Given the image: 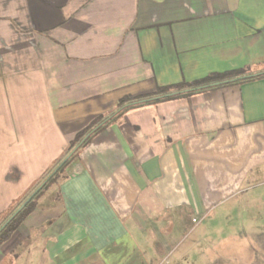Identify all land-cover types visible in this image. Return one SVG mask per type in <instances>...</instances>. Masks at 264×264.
<instances>
[{
	"label": "crops",
	"instance_id": "0c3cea01",
	"mask_svg": "<svg viewBox=\"0 0 264 264\" xmlns=\"http://www.w3.org/2000/svg\"><path fill=\"white\" fill-rule=\"evenodd\" d=\"M240 70H264V0H0V225L121 100ZM63 172L0 264H264L201 247L206 223L264 229L244 213L264 188V79L128 109Z\"/></svg>",
	"mask_w": 264,
	"mask_h": 264
},
{
	"label": "trees",
	"instance_id": "16d2710c",
	"mask_svg": "<svg viewBox=\"0 0 264 264\" xmlns=\"http://www.w3.org/2000/svg\"><path fill=\"white\" fill-rule=\"evenodd\" d=\"M261 79H264V70H261L257 73L246 72L243 70L232 71V72H227V73H222V74H212L202 80H199L193 83H180L177 85L160 87L157 89V91L154 94L149 95V96H144L140 98H125L121 100L118 103L116 110H114L113 112L109 114L102 115L96 118L89 127H87L85 130H83L76 136L75 140L70 144L66 155L52 168V170L48 174L44 176L43 181L46 180V182L42 186V188L30 199V201L21 209L20 212L15 217H13V219H11L5 225L3 229H1L0 244H2L7 239H9L13 231L16 229L17 225L34 210L35 208L34 200L39 196V194L44 189H46L50 185V183H52V181L57 176V174L64 170V168L73 159V157L83 147L88 145V143L91 141L92 137L95 134H97L99 131H101L106 126H108L113 120L119 118L128 109L141 107L148 103L162 102V101L174 100V99H178L182 97H187L189 95L199 93L202 91H206V90H210V89H216V88H220V87H224L228 85H236V84L241 85V84L248 83V82L258 81ZM214 83H218V84L212 85ZM85 136H87L86 139L78 146V148L70 156V158H68L61 167L56 169V167L64 160L67 154L74 147H76ZM55 169L56 171L53 172Z\"/></svg>",
	"mask_w": 264,
	"mask_h": 264
},
{
	"label": "rangeland",
	"instance_id": "374dc122",
	"mask_svg": "<svg viewBox=\"0 0 264 264\" xmlns=\"http://www.w3.org/2000/svg\"><path fill=\"white\" fill-rule=\"evenodd\" d=\"M63 173H64L63 171L58 173L57 176L52 181V183H50V185L46 189H44L39 194V196L34 200L35 206L37 204H40L41 207L38 208L39 210L44 212L52 210L53 207L50 206L44 207V206L50 205L49 202L52 204L53 202L56 201V195H55L56 184L57 181L60 179V177L63 175ZM43 179L38 184H36V186H34L33 190L30 191L27 196H29L43 182ZM24 199L18 204V206H16L10 212V214L13 213L14 210L26 200ZM246 210L247 211H244V213L247 214V216L250 215L249 216L250 218H253V216L255 217L256 215H264V188L259 187L254 191L253 197H250V202ZM226 211L227 210L223 209V211H221L220 213L225 214L227 213ZM251 226H252L251 222H247V223L245 222L244 224L242 223V225L238 224L235 221L229 223L224 221L212 222L208 224L206 223L205 230H211L212 232H214L215 237H213V239L210 240H206V241L204 240V242L202 240L201 247L202 249H205L208 247L211 248L212 246H215L219 249H222V251L225 249L228 250V252L232 253L231 255L238 254L239 256H243V258L247 256L250 260H252L257 257L258 250L259 252L260 251L264 252V229L258 231L251 228ZM262 226L264 228V224H262ZM242 228L243 229L245 228L246 232L249 230L250 237L247 238L239 237V236L237 237L235 235L236 233L241 231ZM188 241L189 240H187L186 242ZM208 242L210 244H208Z\"/></svg>",
	"mask_w": 264,
	"mask_h": 264
},
{
	"label": "water",
	"instance_id": "95a60500",
	"mask_svg": "<svg viewBox=\"0 0 264 264\" xmlns=\"http://www.w3.org/2000/svg\"><path fill=\"white\" fill-rule=\"evenodd\" d=\"M218 83H214L212 85H217ZM96 129V128H94ZM87 136H85L82 141L76 146L74 147L68 154L67 156L64 158V160L56 167V169H58L59 167H61L63 165V163L70 158V156L75 152V150L78 148V146L86 139ZM56 169L53 171L55 172ZM49 178V177H48ZM47 178V179H48ZM46 180H44L27 198L26 200L7 218V220L0 226V231L1 229H3L5 227V225L11 220L13 219V217H15L20 211L21 209L30 201V199L42 188V186L45 184Z\"/></svg>",
	"mask_w": 264,
	"mask_h": 264
}]
</instances>
